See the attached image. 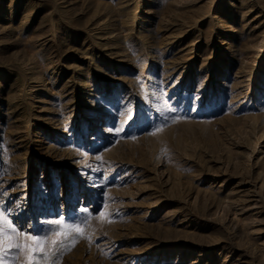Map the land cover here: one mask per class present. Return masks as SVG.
I'll list each match as a JSON object with an SVG mask.
<instances>
[{"label": "rangeland", "instance_id": "374dc122", "mask_svg": "<svg viewBox=\"0 0 264 264\" xmlns=\"http://www.w3.org/2000/svg\"><path fill=\"white\" fill-rule=\"evenodd\" d=\"M0 213L89 217L58 264H264V0H0Z\"/></svg>", "mask_w": 264, "mask_h": 264}, {"label": "snow or ice", "instance_id": "6c2138e0", "mask_svg": "<svg viewBox=\"0 0 264 264\" xmlns=\"http://www.w3.org/2000/svg\"><path fill=\"white\" fill-rule=\"evenodd\" d=\"M96 159L102 158L97 156ZM100 216L106 217L107 212H101ZM88 219L85 217L78 223L67 222L64 217L52 219L47 221L50 227L43 235H30L18 230L0 213V264H17L21 253L25 256V264H58L59 257L71 251L80 239L89 238L84 230L88 227Z\"/></svg>", "mask_w": 264, "mask_h": 264}]
</instances>
